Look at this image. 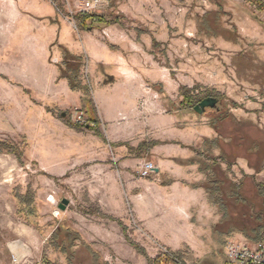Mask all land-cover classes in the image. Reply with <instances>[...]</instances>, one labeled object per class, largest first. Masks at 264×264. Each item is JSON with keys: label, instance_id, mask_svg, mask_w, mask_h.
<instances>
[{"label": "rangeland", "instance_id": "obj_1", "mask_svg": "<svg viewBox=\"0 0 264 264\" xmlns=\"http://www.w3.org/2000/svg\"><path fill=\"white\" fill-rule=\"evenodd\" d=\"M87 1L0 0V264L264 243V0Z\"/></svg>", "mask_w": 264, "mask_h": 264}, {"label": "built area", "instance_id": "obj_2", "mask_svg": "<svg viewBox=\"0 0 264 264\" xmlns=\"http://www.w3.org/2000/svg\"><path fill=\"white\" fill-rule=\"evenodd\" d=\"M100 1H87L86 5L88 9L95 8L99 5ZM76 122L79 124H85L86 121L83 118V114L76 115ZM141 177L149 178L155 166L153 163L144 164L141 168ZM164 264L167 262L171 264H184L179 259L174 257L168 251L162 252ZM226 263L225 264H264V243L259 242L252 246L241 245L238 243L230 242L226 245ZM163 263V261H162ZM12 264H38L30 259H21L17 256L12 257ZM186 264V263H185Z\"/></svg>", "mask_w": 264, "mask_h": 264}, {"label": "trees", "instance_id": "obj_3", "mask_svg": "<svg viewBox=\"0 0 264 264\" xmlns=\"http://www.w3.org/2000/svg\"><path fill=\"white\" fill-rule=\"evenodd\" d=\"M87 16H80V17H78V21H80V24H81V26L83 27V26H85V23H86V21H87ZM66 55V57H67V53H65ZM70 54V53H69ZM69 56V55H68ZM71 57V56H70ZM73 57V56H72ZM80 58L81 57H76V59H75V57L73 58L74 60H70V59H66L65 61H64V65H62V66H66L67 68H68V70L66 71V73L64 72V78H67L68 80H69V82H70V84L72 85L74 82H73V80H72V77L69 75L70 74V70H71V67H72V63L74 62H76V61H78V62H80ZM76 60V61H75ZM80 63H78V67L76 68V70L74 71V74H77L78 72H79V68H80ZM61 66V67H62Z\"/></svg>", "mask_w": 264, "mask_h": 264}, {"label": "water", "instance_id": "obj_4", "mask_svg": "<svg viewBox=\"0 0 264 264\" xmlns=\"http://www.w3.org/2000/svg\"><path fill=\"white\" fill-rule=\"evenodd\" d=\"M218 104V99L216 98H206L204 99L199 105L195 107V111L199 114H201L203 111H205L207 108H216ZM63 203L60 205V209L62 211L66 210V206L68 205V201L64 200Z\"/></svg>", "mask_w": 264, "mask_h": 264}, {"label": "crops", "instance_id": "obj_5", "mask_svg": "<svg viewBox=\"0 0 264 264\" xmlns=\"http://www.w3.org/2000/svg\"><path fill=\"white\" fill-rule=\"evenodd\" d=\"M235 2H237V3H241V2H243L244 0H234Z\"/></svg>", "mask_w": 264, "mask_h": 264}]
</instances>
